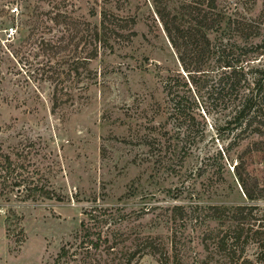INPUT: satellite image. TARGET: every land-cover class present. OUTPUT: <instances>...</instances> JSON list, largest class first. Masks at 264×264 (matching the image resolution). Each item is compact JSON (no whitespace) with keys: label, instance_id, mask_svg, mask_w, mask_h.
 <instances>
[{"label":"rangeland","instance_id":"obj_1","mask_svg":"<svg viewBox=\"0 0 264 264\" xmlns=\"http://www.w3.org/2000/svg\"><path fill=\"white\" fill-rule=\"evenodd\" d=\"M56 3L92 25L98 24L102 8L133 16L135 22L119 30L124 37L106 39L104 50L98 47L81 69V84L73 86L72 73L67 80L60 76L63 88L55 94L64 100L66 91L71 99L53 105L52 84L41 69L69 70L72 59L82 56V42L74 40L56 55L42 51L40 39L58 30L67 33L64 26L48 22L35 33L20 12L51 10ZM167 4L173 13L182 11L180 0ZM216 4L224 8L225 19L242 18L264 30V0ZM116 6L118 10L102 0H0L1 152L53 194L30 198L11 189L7 197L0 195V264H49L59 246L72 241L91 206L106 211L100 215L106 218L100 228L109 240L93 254L105 264L123 262L122 255L135 252L146 239L167 251L169 264H220L223 257L205 258L202 232L233 224L228 216L238 205L253 209L247 219L253 230H264L258 227L264 223L259 219L264 217V200L244 198L232 169L242 158L240 174L264 181V152L253 150L256 146L247 140L228 147L230 137L217 136L219 111L206 94V81L201 77L197 86L190 84L151 0H119ZM90 9L96 14L90 16ZM131 28L134 36L129 35ZM231 35L225 31V38ZM167 82L171 97H180L190 120L170 115ZM186 125L189 143L180 151L165 149L166 163H157L156 143L166 146L164 140ZM213 206L220 218L210 215ZM240 254V260L256 264L251 241ZM129 264L157 262L152 254L136 251Z\"/></svg>","mask_w":264,"mask_h":264},{"label":"trees","instance_id":"obj_2","mask_svg":"<svg viewBox=\"0 0 264 264\" xmlns=\"http://www.w3.org/2000/svg\"><path fill=\"white\" fill-rule=\"evenodd\" d=\"M52 2L55 0H46ZM153 4V14L155 15L161 30L166 37L171 48L174 50L182 69L188 72L190 84L197 86L198 80L205 79L206 94L211 99L213 105L217 107L219 114L215 119L217 136L223 133L224 138L229 136L231 142H227L228 147L239 146L242 141L254 144L253 150L264 152V63L260 62L264 54V30L260 26L249 20L242 18H226L224 8H218L216 0H180L182 11L174 12L168 8L169 0H151ZM106 4H112L115 9H119V0H102ZM58 4H52L51 10L38 11L34 9L28 14L20 12L21 16H26L31 24V29H45L48 22L52 25L64 26L67 32L62 34L58 30L55 35L46 39H40L41 50L49 51L51 54H59L66 44L76 40L82 42V48L78 60L72 59L70 69L63 71L57 68L47 67L41 69V73L50 80L52 84L51 100L55 103L70 100L66 95L64 100H60L55 92L64 80L68 79L70 73L73 77V86L81 84L82 71L86 62L93 59L98 53V47L104 50L106 39H117L124 37L121 31L126 24L134 25L133 16L114 13L108 9L99 10V22L92 25L82 17L71 16L66 9L58 8ZM62 7L65 8L63 2ZM96 12L89 10V15ZM225 19V20H224ZM132 29V28H131ZM225 31L231 32V38H225ZM212 33L213 36H210ZM222 34V35H221ZM36 35L33 33V36ZM130 36L135 35L132 29ZM40 37V36H38ZM79 61V62H78ZM61 62H66L63 60ZM199 73L202 76H191ZM170 115L176 120L180 118L191 119L190 116L182 112L183 106L180 97L173 95L169 88ZM77 88H79L77 86ZM81 89L85 90V87ZM178 97V99H177ZM189 122V121H188ZM164 141L156 143V162L166 163L163 154L173 152L178 147L182 150L185 144L189 143V128L169 135ZM226 145V146H227ZM244 160L238 158L232 166L234 177L244 196L248 201L264 200V181L257 178L251 179L247 175H242L238 171ZM21 165L15 164L8 154L1 152L0 148V195L5 196L14 190L15 193L25 191L27 197L41 196L51 198L53 194L42 186H37L32 182L31 174ZM7 197V196H5ZM212 217L220 218L218 208L211 207ZM250 206H234L228 219L233 222L223 231H204V250L207 252L205 258L217 255L221 260L220 264H252L246 258H241V248L251 241L255 244L256 255L254 263L258 264L264 260V230L252 229L247 219L252 217ZM106 214L104 209L91 206L84 210L85 219L79 221V229L72 237V241L62 243L49 264H105V262L95 261L93 254L102 245H106V230L102 231L100 225L106 222V218L101 214ZM197 217V216H195ZM258 219V218H256ZM264 220V217L259 218ZM222 226L221 224H219ZM259 225L258 227H263ZM245 234L242 236V233ZM109 237L111 232H107ZM210 241L211 244H206ZM210 245V246H209ZM138 253L148 252L155 256L157 264H169L170 256L167 251L151 239H146L140 247L136 248ZM135 251V252H136ZM132 250L122 255L123 262L114 264H129L134 253ZM240 257V258H239ZM240 262L238 263V261ZM108 264V263H106Z\"/></svg>","mask_w":264,"mask_h":264},{"label":"built area","instance_id":"obj_3","mask_svg":"<svg viewBox=\"0 0 264 264\" xmlns=\"http://www.w3.org/2000/svg\"><path fill=\"white\" fill-rule=\"evenodd\" d=\"M11 34H12V29L9 28L8 31H7V35H8V36H11Z\"/></svg>","mask_w":264,"mask_h":264}]
</instances>
